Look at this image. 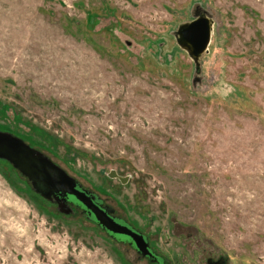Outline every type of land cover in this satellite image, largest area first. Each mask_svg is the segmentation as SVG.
<instances>
[{
    "label": "rangeland",
    "instance_id": "374dc122",
    "mask_svg": "<svg viewBox=\"0 0 264 264\" xmlns=\"http://www.w3.org/2000/svg\"><path fill=\"white\" fill-rule=\"evenodd\" d=\"M0 131L164 264H264V0H0ZM0 264L158 263L0 158Z\"/></svg>",
    "mask_w": 264,
    "mask_h": 264
},
{
    "label": "water",
    "instance_id": "95a60500",
    "mask_svg": "<svg viewBox=\"0 0 264 264\" xmlns=\"http://www.w3.org/2000/svg\"><path fill=\"white\" fill-rule=\"evenodd\" d=\"M211 31V19L199 16L178 27L177 42L197 60L208 50ZM0 158L10 162L25 175L41 195L54 199L60 206L66 202L76 204L111 236L119 240L128 239L141 255L154 257L142 234L125 222H116L71 176L22 139L0 131ZM112 176L115 174L111 173L110 177Z\"/></svg>",
    "mask_w": 264,
    "mask_h": 264
},
{
    "label": "flooded vegetation",
    "instance_id": "af4514ba",
    "mask_svg": "<svg viewBox=\"0 0 264 264\" xmlns=\"http://www.w3.org/2000/svg\"><path fill=\"white\" fill-rule=\"evenodd\" d=\"M95 202V201H94ZM113 217V216H112ZM113 219L116 221V222H118V223H121V224H125V223H123V221H121V220H119V219H116V218H114L113 217ZM129 226V225H128ZM130 227V226H129ZM131 228V227H130ZM133 229V228H132ZM134 230V229H133ZM144 237V236H143ZM145 238V237H144ZM122 241H124V242H127V243H129L128 242V239H121ZM145 240H146V238H145ZM147 241V240H146ZM148 243V242H147ZM131 246H133V248L135 249V247H134V245L132 244V243H129ZM148 246H149V243H148ZM149 249L152 251V253L154 254V257H151V258H148L149 260H152V261H155V262H157L158 264H164V262L162 261V259L157 255V254H155V252L151 249V247L149 246ZM136 250V249H135ZM137 251V250H136ZM138 252V251H137ZM215 264H217V262H215Z\"/></svg>",
    "mask_w": 264,
    "mask_h": 264
}]
</instances>
